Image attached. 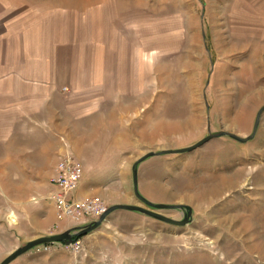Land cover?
I'll list each match as a JSON object with an SVG mask.
<instances>
[{"label":"rangeland","instance_id":"374dc122","mask_svg":"<svg viewBox=\"0 0 264 264\" xmlns=\"http://www.w3.org/2000/svg\"><path fill=\"white\" fill-rule=\"evenodd\" d=\"M31 105L100 122L87 183L107 209L148 207L134 185L144 155L252 134L264 106V0H0V137L15 147L47 137L35 116L31 130ZM136 168L143 197L193 214L176 226L118 212L124 243L153 249L130 264H264V110L246 142L225 135ZM54 175L0 172V263L46 227ZM155 211L182 220L188 209Z\"/></svg>","mask_w":264,"mask_h":264},{"label":"crops","instance_id":"0c3cea01","mask_svg":"<svg viewBox=\"0 0 264 264\" xmlns=\"http://www.w3.org/2000/svg\"><path fill=\"white\" fill-rule=\"evenodd\" d=\"M24 115L26 117L31 116L30 126L32 131L35 130L34 125H32L35 116L37 123H42L39 125L45 128L37 131L47 134V137H43L41 140H34L27 135L25 140H22L24 144L21 147L12 145L13 138L8 140L5 137H0V150L5 151L3 155H0V172L15 174L51 171L53 175L55 173L57 154L59 151H64L63 141H67L71 145L73 152H75L82 171L80 184L73 196L77 199H85L97 195V185L88 184V180L84 175L91 171H96L95 168L91 169L88 151L93 147V130L98 128L100 122L94 124L95 120L90 119L89 114H81V111L73 109L66 111V108H61L60 110L53 108L46 112H41L39 108L34 109L33 105H31L26 108ZM7 116L11 118L14 115ZM102 127H105L104 122H102ZM62 137H65V139ZM111 144L113 145V142ZM17 150H24L25 154L16 156ZM44 153L46 156L43 157L42 154ZM51 184L55 187L53 183ZM49 199L52 204L51 207L45 208V213L40 215L41 227H46L36 230L37 233H41L38 234V237L47 235V229L50 230V233L58 234L75 227L74 222L70 218L58 217L56 201L52 194ZM121 211L137 212L117 209L110 213V217L97 229L77 240L81 245L79 253L74 252L71 246L59 242L51 244L48 252H37L32 249L16 260H21L19 264H32L31 261L35 262L36 259H40L42 264H130L138 262L139 257L145 259L147 254L153 249L150 248V245H139L135 242L124 243L125 236L122 224H116L115 222L118 217L127 216L118 213ZM119 258L123 260L122 263L117 261ZM16 260L15 262H17Z\"/></svg>","mask_w":264,"mask_h":264},{"label":"water","instance_id":"95a60500","mask_svg":"<svg viewBox=\"0 0 264 264\" xmlns=\"http://www.w3.org/2000/svg\"><path fill=\"white\" fill-rule=\"evenodd\" d=\"M263 110H264V106L260 109V111L257 115V119L255 122L253 132L248 137L243 138V137H240L234 133L227 132V131H221L219 133H210L208 136H206L204 139H202L201 141H199L198 143H196L193 146L186 147L183 149L161 151V152H156V153L150 152V153L144 155L141 159H139L133 167L135 193H136L137 197L140 200H142L149 208L143 207L141 205H128V204L113 205V206L109 207L107 209V211L101 217H99V219H97L96 221H93L92 223L88 224L87 226H85L82 229L71 228V229H69L65 232H62V233L40 236V237H37L33 240L28 241L25 245L17 248L10 255H8L0 264H10L12 261L17 259L19 256H21L24 253L34 249L37 246H40L43 244H53V243L62 242L64 244L70 246L72 243H74L77 240V238L82 237L88 233H91L92 231L97 229L107 219V217L110 215V213H112L113 211H115L117 209H126V210H131V211H137V212L149 215L155 219H158V220H161V221H164V222L176 225V226H183V225L191 222L193 210L190 207H186L183 205L156 204V203L150 202L149 200H147L145 197H143L139 193V191H138V178H137L138 176H137V168H136L138 163L144 161L146 158H148L150 156H153L155 154H160L162 152H169V153H171V152H178V153L189 152V151H192V150L202 146L203 144L207 143L208 141H210L214 138H218V137L225 136V135L230 136V137H232L238 141L246 142L255 136ZM174 208L175 209H181V208L188 209L186 215L184 216V218L182 220H176V219H173V218H171L165 214H162V213L155 211V209H174Z\"/></svg>","mask_w":264,"mask_h":264},{"label":"built area","instance_id":"2783aa9c","mask_svg":"<svg viewBox=\"0 0 264 264\" xmlns=\"http://www.w3.org/2000/svg\"><path fill=\"white\" fill-rule=\"evenodd\" d=\"M64 151L55 167L53 182L56 186L53 196L57 205L59 218H70L76 229H82L96 221L107 210L105 201L100 196L77 199L73 196L81 181L82 171L79 160L70 152L69 144L63 141ZM74 252L81 251V245L76 240L70 245ZM51 244L35 247L37 252L50 251Z\"/></svg>","mask_w":264,"mask_h":264},{"label":"trees","instance_id":"16d2710c","mask_svg":"<svg viewBox=\"0 0 264 264\" xmlns=\"http://www.w3.org/2000/svg\"><path fill=\"white\" fill-rule=\"evenodd\" d=\"M81 237L77 238V240H79Z\"/></svg>","mask_w":264,"mask_h":264}]
</instances>
